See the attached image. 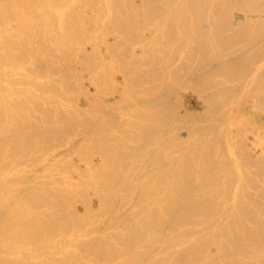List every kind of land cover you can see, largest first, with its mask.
Listing matches in <instances>:
<instances>
[{"label": "bare ground", "instance_id": "1", "mask_svg": "<svg viewBox=\"0 0 264 264\" xmlns=\"http://www.w3.org/2000/svg\"><path fill=\"white\" fill-rule=\"evenodd\" d=\"M0 264H264V0H0Z\"/></svg>", "mask_w": 264, "mask_h": 264}]
</instances>
